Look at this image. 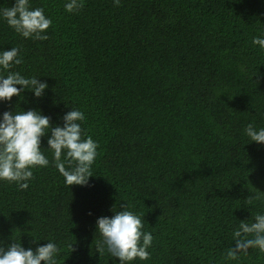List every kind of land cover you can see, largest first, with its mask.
<instances>
[{
	"label": "trees",
	"instance_id": "obj_1",
	"mask_svg": "<svg viewBox=\"0 0 264 264\" xmlns=\"http://www.w3.org/2000/svg\"><path fill=\"white\" fill-rule=\"evenodd\" d=\"M68 2L29 0L52 20L43 41L0 16V52L22 59L0 76L48 85L42 97L0 101V120L36 110L62 127L68 111L83 112L82 137L98 144L93 176L67 186L51 133L42 137L49 165L31 169L28 188L0 181V247L53 242L57 264H120L96 251V221L130 210L153 241L149 259L129 264H264L256 248L226 258L241 221L264 214V144L245 132L264 128V49L253 44L264 0H83L72 13Z\"/></svg>",
	"mask_w": 264,
	"mask_h": 264
},
{
	"label": "clouds",
	"instance_id": "obj_2",
	"mask_svg": "<svg viewBox=\"0 0 264 264\" xmlns=\"http://www.w3.org/2000/svg\"><path fill=\"white\" fill-rule=\"evenodd\" d=\"M114 5L119 6L120 0H114ZM64 7L69 13L79 11L84 7L83 0H70ZM0 16L24 38L48 39L42 33L49 29L52 20L45 16L43 8L31 9L29 0H15L13 6L0 11ZM253 44L264 49V38H253ZM18 53L19 49L15 47L0 52V67L7 70L13 62L21 64ZM47 87V83L36 77L25 78L19 72L9 71L6 78L0 76V101H11L23 90H31L39 98ZM84 119L83 112L71 109L63 117V126L53 127L50 118L36 110L4 112L0 120V181L16 182L20 190H26V181L33 178L31 169L49 165L40 145L41 138L50 132L48 149L53 152L55 167L65 178V184L69 187L87 186L93 176L91 166L97 156L98 144L91 136L82 137L83 130L78 121ZM245 132L251 141L264 144V128L256 130L250 123ZM62 154H66L64 161L61 160ZM246 200L249 205L253 203L252 197ZM96 225L102 237L96 246L100 255L107 251L112 257L119 258L120 264H129L137 258L141 261L150 258L147 249L152 245L153 236L142 231L144 225L137 214L130 210L118 211L110 218H98ZM248 235L253 238H242ZM233 240L235 247L227 252L229 260L237 259L240 253L247 254L249 248L264 253V214H256L250 224L241 221L239 228L233 232ZM59 251L53 242L39 246L35 251L31 248L25 250L20 243L14 242L7 249L0 247V264H41L42 261L44 264H57L55 257Z\"/></svg>",
	"mask_w": 264,
	"mask_h": 264
}]
</instances>
